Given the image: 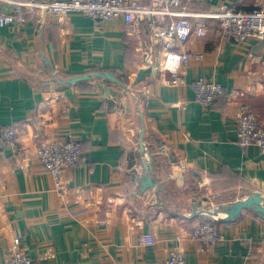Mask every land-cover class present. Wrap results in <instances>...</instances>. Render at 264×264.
I'll list each match as a JSON object with an SVG mask.
<instances>
[{"label": "crops", "instance_id": "obj_1", "mask_svg": "<svg viewBox=\"0 0 264 264\" xmlns=\"http://www.w3.org/2000/svg\"><path fill=\"white\" fill-rule=\"evenodd\" d=\"M253 3L182 0V8L246 11ZM152 22L147 18L129 34L119 18L100 23L73 12L60 23L47 16L41 27L27 22L0 29V133L17 132L14 148L0 147V264L15 237L41 264H167L174 251H182L187 264H264V220L251 209L217 221L222 240L215 245L190 236L212 220L193 215L197 202L196 211L255 197L264 204V153L240 147L235 117L245 103L264 126V40H218L215 22L195 19L207 23L206 36L177 43L171 54L185 50L202 58L180 68L182 83L170 86L163 69L169 55L155 45ZM145 55L155 72L137 83L138 70L148 69ZM96 72L125 87L106 85L118 93L114 102L98 81L66 84ZM199 77L224 88L210 107L195 101L192 84ZM69 139L80 142L88 159L65 171L60 197L37 152ZM142 162L154 181L144 192ZM131 169L139 179L133 181ZM144 234L152 245L141 244Z\"/></svg>", "mask_w": 264, "mask_h": 264}, {"label": "built area", "instance_id": "obj_2", "mask_svg": "<svg viewBox=\"0 0 264 264\" xmlns=\"http://www.w3.org/2000/svg\"><path fill=\"white\" fill-rule=\"evenodd\" d=\"M26 6L32 10L25 12L23 8ZM73 12L81 13L100 23L119 18L128 27L129 34L136 32L135 27L139 23L147 18H154L151 31L155 45L169 55L163 69L170 74V78L165 81L170 86L182 83L180 68L186 66L192 59L202 58L201 53L189 54L185 50L171 54L175 53L173 50L177 43L183 46L191 37L206 36L209 29L207 23H195L193 22L195 19L215 22L213 35L218 40L228 38H233L236 42L264 40V0H254L252 7L246 11L221 5L218 9L198 13L185 12L182 0H152L149 5H142L140 0H56L40 3L0 0V29L27 22L41 27L47 16L54 17L60 23L66 15ZM169 18L172 20L167 22ZM192 87L195 101L205 107L212 106L217 99L224 96V88L209 79L199 77L193 81ZM123 107L120 111L124 114ZM235 117L236 139L240 147L255 146L264 153V126L260 124L259 115L248 104L241 103ZM16 134L13 127L4 129L0 133V147L14 148ZM37 157L42 167L53 178L55 190L60 197L63 194L62 178L65 171L82 166L88 159L80 142L75 139L46 143L38 149ZM217 223L214 218L200 223L191 231V238L209 245L217 244L222 240ZM140 242L143 245H152L154 240L150 235L144 234ZM4 264L41 263L27 256L20 248V239L15 237L10 256ZM167 264H187L184 253L172 252L168 256Z\"/></svg>", "mask_w": 264, "mask_h": 264}, {"label": "water", "instance_id": "obj_3", "mask_svg": "<svg viewBox=\"0 0 264 264\" xmlns=\"http://www.w3.org/2000/svg\"><path fill=\"white\" fill-rule=\"evenodd\" d=\"M144 60L148 64V69H139L138 70V72L136 74V78H137L136 82L137 83H139V82L141 83V82L145 81L148 77H150L155 72L152 69V60H151L150 56L145 55ZM89 81H98L99 83H97V86L104 92L105 95L112 98V102H114L116 100V98L118 97V93H117V91H114L112 89H110V90L107 89L106 85H108L109 83H114L119 87L125 88V87H123L122 83L119 80H117L113 75H111L110 73H107V72L89 73L87 75L74 77V78H71L68 81H66V84L67 85H74V84L84 83V82H89ZM142 130H143V128H142ZM138 143L140 144L141 147L143 146L142 139H140V141ZM140 152L143 154L142 149L140 150ZM142 165H143V171L145 172V175H144L145 178L144 179L146 181H140L139 183H140V187H141L140 191L144 192L148 188H151L154 186V181H152V183H150V181H148L150 179V176L148 173H150L151 171H150L149 167L145 165V163L142 162ZM132 166H134V164H131L130 168H132ZM131 177H132L133 181L136 180V178L139 179V177H137V171L136 170L131 169ZM204 201H206V200L204 199ZM200 205H201V202H199V203L197 202V204L195 205L193 215L205 214L211 218L216 219L218 222H227V221H230V220L238 217L240 215V212L242 209H251L260 218H262L264 220V204L259 199V197H255V198L250 199V200H239V201H236V202L228 204V205L220 206L216 210L200 209L201 211H196V210H198L197 208ZM220 213H224V214H226V216L222 217Z\"/></svg>", "mask_w": 264, "mask_h": 264}, {"label": "trees", "instance_id": "obj_4", "mask_svg": "<svg viewBox=\"0 0 264 264\" xmlns=\"http://www.w3.org/2000/svg\"><path fill=\"white\" fill-rule=\"evenodd\" d=\"M68 79V78H67Z\"/></svg>", "mask_w": 264, "mask_h": 264}]
</instances>
